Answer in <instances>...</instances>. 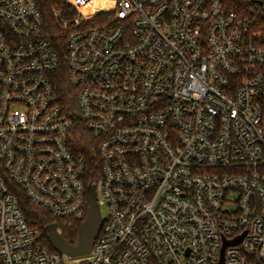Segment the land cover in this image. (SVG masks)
I'll return each mask as SVG.
<instances>
[{"label": "built area", "instance_id": "1", "mask_svg": "<svg viewBox=\"0 0 264 264\" xmlns=\"http://www.w3.org/2000/svg\"><path fill=\"white\" fill-rule=\"evenodd\" d=\"M61 1L55 40L36 0H0V264H64L20 197L62 234L90 184L87 264H264V0Z\"/></svg>", "mask_w": 264, "mask_h": 264}, {"label": "trees", "instance_id": "2", "mask_svg": "<svg viewBox=\"0 0 264 264\" xmlns=\"http://www.w3.org/2000/svg\"><path fill=\"white\" fill-rule=\"evenodd\" d=\"M36 2L43 15L45 35L50 39H62L60 31L57 28L55 19L53 17V10L61 9L63 14H65L64 10L66 4L61 0H36ZM56 91L59 95L63 110L67 112L68 115H75V112L77 111V97L73 87L69 83L65 70L59 74L56 80ZM78 127L80 130L75 135L76 145L79 147L80 152L85 153L90 158V160H92L94 149L92 147L93 141L91 140V136L87 130H85L83 125L79 124ZM90 169V176H94V168L92 164ZM20 205L27 224L30 227L38 228L42 232L46 246L50 250H54L51 246L46 226L55 222V219L45 209L31 203V201H29L23 194H21L20 197ZM80 226L81 223L73 222V229L62 230V235L71 245L77 244L78 230ZM81 264H87V262L84 261Z\"/></svg>", "mask_w": 264, "mask_h": 264}, {"label": "water", "instance_id": "3", "mask_svg": "<svg viewBox=\"0 0 264 264\" xmlns=\"http://www.w3.org/2000/svg\"><path fill=\"white\" fill-rule=\"evenodd\" d=\"M89 191V210L88 214L78 230V241L76 245H71L66 241L64 236L58 231L57 223L53 222L46 226L47 234L52 248L61 254L68 257H82L89 256L96 238L99 235L102 226V212L101 207L97 201L95 185L90 184ZM241 241V237L233 241L225 242L228 244H237ZM222 250V252H223ZM217 264H225L223 254Z\"/></svg>", "mask_w": 264, "mask_h": 264}, {"label": "rangeland", "instance_id": "4", "mask_svg": "<svg viewBox=\"0 0 264 264\" xmlns=\"http://www.w3.org/2000/svg\"><path fill=\"white\" fill-rule=\"evenodd\" d=\"M101 212L103 216L106 215L107 210L105 205H101ZM89 259L88 256H82V257H68L65 254H62V261L64 264H81L84 261H87Z\"/></svg>", "mask_w": 264, "mask_h": 264}]
</instances>
